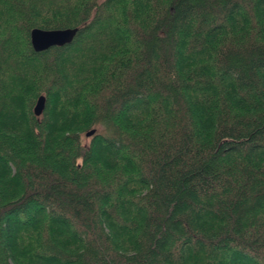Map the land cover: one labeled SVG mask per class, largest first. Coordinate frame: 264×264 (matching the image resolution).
<instances>
[{"label":"trees","instance_id":"16d2710c","mask_svg":"<svg viewBox=\"0 0 264 264\" xmlns=\"http://www.w3.org/2000/svg\"><path fill=\"white\" fill-rule=\"evenodd\" d=\"M0 264H264V0H0Z\"/></svg>","mask_w":264,"mask_h":264},{"label":"water","instance_id":"95a60500","mask_svg":"<svg viewBox=\"0 0 264 264\" xmlns=\"http://www.w3.org/2000/svg\"><path fill=\"white\" fill-rule=\"evenodd\" d=\"M78 28H63V29H41L32 28L30 30V43L35 51L46 50L52 46H64L70 43L76 35ZM45 96L39 95L33 106L35 116H40L45 108ZM96 129H91L85 133L89 137L95 133Z\"/></svg>","mask_w":264,"mask_h":264},{"label":"rangeland","instance_id":"374dc122","mask_svg":"<svg viewBox=\"0 0 264 264\" xmlns=\"http://www.w3.org/2000/svg\"><path fill=\"white\" fill-rule=\"evenodd\" d=\"M89 140H90V137H87V136H83V141L85 142V143H88L89 142Z\"/></svg>","mask_w":264,"mask_h":264}]
</instances>
